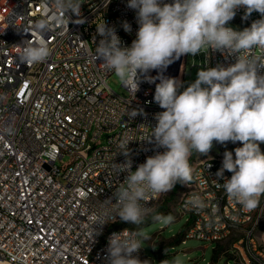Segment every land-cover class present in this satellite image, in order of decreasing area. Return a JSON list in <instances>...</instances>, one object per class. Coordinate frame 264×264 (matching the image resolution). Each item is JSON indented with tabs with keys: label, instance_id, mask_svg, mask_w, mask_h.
Here are the masks:
<instances>
[{
	"label": "built area",
	"instance_id": "obj_1",
	"mask_svg": "<svg viewBox=\"0 0 264 264\" xmlns=\"http://www.w3.org/2000/svg\"><path fill=\"white\" fill-rule=\"evenodd\" d=\"M82 4L81 17L72 15L71 21L84 22H70L68 28L52 25L45 36L52 56L45 63L26 65L18 59L19 45L31 38H23L17 29H30L51 9L42 0H0V261L108 264V228L123 221L117 217L93 238L91 225L99 203L116 202L113 194L127 175L115 173L114 164L130 159L135 171L147 157L165 150L149 140L155 115L163 111L154 101L159 81L149 83L142 75L139 90L134 93L122 85L127 96L121 97L106 83L113 73L106 72L103 61H95L93 55L101 39L96 24L103 19L116 29L123 46H131L139 27L135 10L127 7V0H82ZM260 18L258 12L245 18L241 7L230 27L241 30L244 23ZM124 21L131 25L130 32L124 30ZM256 54L262 53L256 50ZM186 61L187 55L181 56L180 81L186 75ZM234 62V56L209 49L198 66L227 67ZM146 76L153 77V70ZM133 109L141 112L130 118L127 111ZM102 136L104 143L99 144ZM126 141L128 156L119 148ZM221 167L217 158L206 159L187 186L196 189L209 208L200 214L187 212L185 201L179 200L174 214L189 217L183 239L215 243L231 239L223 253L235 264H264V221L258 217L264 197L252 212L229 200L214 184ZM231 175L224 173L225 178ZM159 197L149 206L154 208ZM216 204L223 219L209 226V213ZM232 215L239 217L238 223L232 222ZM138 255L153 264L142 249Z\"/></svg>",
	"mask_w": 264,
	"mask_h": 264
},
{
	"label": "clouds",
	"instance_id": "obj_2",
	"mask_svg": "<svg viewBox=\"0 0 264 264\" xmlns=\"http://www.w3.org/2000/svg\"><path fill=\"white\" fill-rule=\"evenodd\" d=\"M42 2L51 12L35 21L30 29H17L31 34V39L19 45L18 59L26 65L45 63L52 56L53 49L45 38L52 25L59 23L68 28L70 22H84L82 18L71 21L72 15L81 17L82 0ZM127 7L135 10L139 26L131 46H123L116 29L103 19L96 24L101 39L93 55L95 61H103L106 72L114 73L134 93L139 90L142 75L149 83L159 79L154 101L163 111L155 115L157 123L149 140L165 150L147 157L135 171L130 159L114 164L115 173L127 175L113 194L116 202L108 199L98 204L92 215L91 235L92 238L99 235L117 217L131 223L135 225L133 230L125 229L109 238L108 264H150L138 255L150 239L140 226L149 217L165 225L175 221L173 215L157 213L149 204L171 192L178 183L188 186L194 182L190 164L194 153L207 155L213 142L222 145L240 142L242 147L235 149V158L230 151L224 153L215 187L223 189L229 200L249 212L256 210L264 197V151L260 147L264 144V0H127ZM241 7L245 9V18L253 12H258L261 18L243 30L227 26ZM122 26L126 32L131 31L127 21ZM209 49L234 56L235 62L227 67L218 64L202 68L187 87L182 81L162 74L181 56H196ZM256 50L262 54L257 55ZM152 70L160 75L146 76ZM140 112L133 109L127 115L132 118ZM6 131L12 134L11 127ZM128 143L119 144L125 156ZM225 171L232 173L230 178H225ZM183 208L200 214L209 204L202 196L193 194L185 200ZM219 212L218 204L211 207L209 226L223 219ZM230 219L234 224L239 221L237 215ZM161 264L170 262L164 260Z\"/></svg>",
	"mask_w": 264,
	"mask_h": 264
},
{
	"label": "rangeland",
	"instance_id": "obj_3",
	"mask_svg": "<svg viewBox=\"0 0 264 264\" xmlns=\"http://www.w3.org/2000/svg\"><path fill=\"white\" fill-rule=\"evenodd\" d=\"M201 58L202 53L196 56L187 55L185 65L186 75L182 80L184 87H187L197 78L198 71L202 69L198 66ZM192 64H194L193 67H191ZM106 83L117 95L121 97L127 96V91L118 78L115 77L114 73L107 78ZM104 140L105 136H102L101 139L98 140V143L102 144ZM237 147H242V144L240 142H227L222 145L213 142V147L207 155L194 153L191 157L190 164L192 168H194L197 164L206 159H222L226 151H230L234 154ZM260 147L261 150L264 151V144H261ZM67 161V157H64L62 160L63 163ZM186 190V185L178 183L171 192L160 195L154 207L155 211L165 216L171 214L175 217V221L172 224L165 225L162 222H154L151 217H149L146 223L140 226L150 235V239L146 241L145 247L142 248L144 255L152 260L153 264H161V261L164 260L169 261L170 264H173L176 260H179L180 264H235V260L231 255L223 253L232 243L231 239L222 243L204 242L195 238L181 240L187 227V220L189 217L184 215L178 218V216L174 214V211L177 210L179 200L183 194L190 189ZM128 225L135 228V225L131 223H128Z\"/></svg>",
	"mask_w": 264,
	"mask_h": 264
},
{
	"label": "bare ground",
	"instance_id": "obj_4",
	"mask_svg": "<svg viewBox=\"0 0 264 264\" xmlns=\"http://www.w3.org/2000/svg\"><path fill=\"white\" fill-rule=\"evenodd\" d=\"M230 25H234V19L232 21H230L227 26H230ZM250 26H251V23H244L243 25H241V30H243L244 28L250 27ZM23 38H31V34L23 32ZM233 157L235 158V153L233 154ZM223 159L224 158L217 159V166H222ZM204 162H205V160L202 161L201 163L197 164L193 168L194 169V177H195V179L197 177L198 169L200 168L201 165H204ZM193 194H196V189H190L188 192L183 194V196L181 197L180 201H185L189 196H191ZM177 210H179V203H178ZM258 217H259L260 221H264V210H258ZM123 223L124 222H119V223L112 224V226H110L108 228V237H111V235L113 233H119V232L124 231L125 229L132 230L129 227L123 226L122 225ZM0 264H15V262L13 260H10V259H3V261H0ZM19 264H31V261L28 260V258H19Z\"/></svg>",
	"mask_w": 264,
	"mask_h": 264
},
{
	"label": "water",
	"instance_id": "obj_5",
	"mask_svg": "<svg viewBox=\"0 0 264 264\" xmlns=\"http://www.w3.org/2000/svg\"><path fill=\"white\" fill-rule=\"evenodd\" d=\"M180 64H181V57L174 61L170 66H168V68L163 71V75L167 76V77H172V78H176L178 77L179 74V69H180ZM160 75V73L156 70H153V78H156ZM156 81H159V79H155Z\"/></svg>",
	"mask_w": 264,
	"mask_h": 264
},
{
	"label": "trees",
	"instance_id": "obj_6",
	"mask_svg": "<svg viewBox=\"0 0 264 264\" xmlns=\"http://www.w3.org/2000/svg\"><path fill=\"white\" fill-rule=\"evenodd\" d=\"M122 225H123V226H125V227H129V228H131V229H132V227H130V226L128 225V223H127V222H124ZM181 240H183V237L181 238Z\"/></svg>",
	"mask_w": 264,
	"mask_h": 264
}]
</instances>
